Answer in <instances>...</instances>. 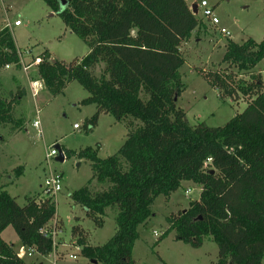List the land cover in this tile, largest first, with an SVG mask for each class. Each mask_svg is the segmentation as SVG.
<instances>
[{
    "label": "trees",
    "instance_id": "1",
    "mask_svg": "<svg viewBox=\"0 0 264 264\" xmlns=\"http://www.w3.org/2000/svg\"><path fill=\"white\" fill-rule=\"evenodd\" d=\"M42 1L89 48L85 57L70 64L42 55L38 78L46 90L56 96L68 83L77 82L87 91L82 104L96 106V114L85 124L87 132L100 115L141 123H129L126 142L111 157L100 158L99 145L78 154L91 163L93 180L108 188L94 192L86 186L71 195L73 204L98 228L105 223L107 209L118 212L115 234L101 247L90 246L81 218L75 217L71 237L81 255L95 264H137L133 248L138 228L152 217L154 201L160 196L168 201L187 181L201 186L200 199L185 213L166 217L161 240L174 232L176 239L198 249L209 239L219 250L216 264H262L264 71L256 68L264 61V39L229 40L223 71L197 69L221 97L250 99L243 113L221 127L191 125L177 106L185 89L181 48L194 32L207 33L209 27L186 0H64L63 11V0ZM0 64H20L8 29L0 30ZM100 65L104 71L97 77L94 71ZM234 69L250 74V81L232 82ZM24 95L18 90L9 101L0 99V123L14 122L12 110ZM26 201L20 206L0 189V264H29L2 239L7 228L14 229L21 247L40 256L53 252L52 237L42 231L53 221L58 232L63 228L54 197Z\"/></svg>",
    "mask_w": 264,
    "mask_h": 264
},
{
    "label": "rangeland",
    "instance_id": "2",
    "mask_svg": "<svg viewBox=\"0 0 264 264\" xmlns=\"http://www.w3.org/2000/svg\"><path fill=\"white\" fill-rule=\"evenodd\" d=\"M195 1L200 4L207 1L214 7L219 19V28H225L231 37L219 34L217 28L207 24L208 32L199 42L195 38L183 46L182 54L185 64L180 73L185 86L177 100V106L184 110L191 125L204 122L208 127L224 126L236 115L243 113L250 99L240 97L236 102L228 97H221L199 70H221L225 46L229 40L242 43L247 39L262 42L264 39V1L263 0H188L192 7ZM201 19V11L197 13ZM18 21L19 27L14 23ZM10 24V25H9ZM8 29L11 33L20 62L18 66L10 65L8 69L0 64V99L9 101L18 90H26L22 102L13 108L12 124L0 123V184L8 182L7 176L15 180L6 187L7 192L16 198L20 206L28 198L45 197L41 185L51 174H60L63 178L62 191L55 196L56 212L63 228L57 233L56 263L54 254L40 256L33 254L25 257L29 264H95L81 255L72 240V228L77 225L75 217L81 218L80 225L88 233V242L92 247L105 245L115 234L117 210H106L105 223L102 228L87 219L83 209L74 205L71 195L89 186L91 190L104 191L108 185H99L93 180L91 163L78 157L87 148L100 146L98 156L106 159L115 155L124 145L130 132L129 123L135 127L140 122L131 120L116 121L110 115H100L94 129L87 132L88 120L96 114L95 105L82 102L89 95L77 82H70L63 91L53 96L38 78V66H31L27 72L22 64L33 65L36 58L48 53L53 60L70 64L85 57L89 48L79 37L71 33L61 17L53 13L42 0H0V30ZM217 29V30H216ZM203 33V32H201ZM257 70L264 71V61ZM104 65L98 66L94 74L101 77ZM234 73V74H233ZM232 82H249L250 74L233 70ZM264 81V72L262 74ZM39 81L41 91L34 98L31 82ZM39 111V115L38 112ZM40 121L39 133L33 128L35 120ZM78 125L79 129H74ZM16 128V130H12ZM59 145L68 154L63 163L56 162V157L46 160L47 153ZM0 189H2L0 187ZM201 186L184 181L181 187L166 201L158 197L152 206V217L138 228L139 239L133 248V258L137 264H216L219 250L217 245L206 240L202 247L195 249L178 239L171 232L161 240L167 230L166 217L180 211H186L191 202L200 199ZM191 192L186 195V191ZM155 233L158 236H155ZM2 239L14 245L16 251L21 247L20 241L12 227L2 233ZM160 241V242H159ZM77 258L71 259L70 255ZM264 264V261L263 263Z\"/></svg>",
    "mask_w": 264,
    "mask_h": 264
},
{
    "label": "built area",
    "instance_id": "3",
    "mask_svg": "<svg viewBox=\"0 0 264 264\" xmlns=\"http://www.w3.org/2000/svg\"><path fill=\"white\" fill-rule=\"evenodd\" d=\"M201 11V15H202V20H204L206 23H208L212 28H217V31H220L219 34L226 36V37H231L230 33L225 29V28H219L220 25V21L219 19L215 16L214 13V7L210 6L208 4L207 1H202L199 6H198V12ZM10 25V24H9ZM15 27L20 26V23L18 21H16L14 23ZM42 63V60L40 58H36V61L34 62L33 65H24L22 64L23 70L25 72H27L29 70V68L31 66H35V65H39ZM21 64V62H20ZM8 69L10 68V65L6 66ZM31 89H32V96L34 98H36L39 95V92L41 91V84L39 81L36 82H31ZM39 115V111L37 112ZM33 128L36 129L39 133L41 132L40 130V121L39 119L35 120L32 124ZM74 129H79L78 125L74 126ZM58 156V152L57 150L52 147L51 150L47 153L46 155V160L48 162V160L57 157ZM49 164V162H48ZM62 183H63V178L62 175L60 174H51L49 177L45 178L43 185L41 186L43 193L46 196H52L55 198V196L60 193L62 191ZM191 191L187 190L186 191V195H188ZM42 232H44V234H46L47 236H51L53 239V254H54V262L56 263V257H58L57 255V244L55 242V238L57 236L58 230L56 228V221H53L51 223L50 226H48L47 228H45V230H43ZM155 236H158V234L155 233ZM77 250H81L80 247H76ZM33 254H35V251L32 249H26L24 247H20V249L18 250V255L20 258H25V257H32ZM71 259H76L77 256L76 255H70Z\"/></svg>",
    "mask_w": 264,
    "mask_h": 264
},
{
    "label": "crops",
    "instance_id": "4",
    "mask_svg": "<svg viewBox=\"0 0 264 264\" xmlns=\"http://www.w3.org/2000/svg\"><path fill=\"white\" fill-rule=\"evenodd\" d=\"M187 1V3H188V0H186ZM195 5H196V8L198 9V6H199V4H198V1H195ZM189 4V3H188ZM190 5V4H189ZM19 27V26H18ZM207 33L206 32H203V33H201V32H194V34L192 35V39H194L195 38V41H196V43L197 42H199L200 41V39H201V37L203 36V35H206ZM192 39L190 40V41H192ZM189 41V42H190ZM188 42V43H189ZM188 43H185L184 45H187ZM183 45V46H184ZM183 46H182V48H181V51H183ZM24 93H25V95H26V90H25V88H24ZM24 99V97L22 98V99H20V102H19V104L22 102V100ZM3 137L2 136H0V142H2L4 139H2ZM7 179H8V182H6V184H0V187L2 188V190H4V191H7L8 189H6V187L5 186H7V185H9V184H13L14 182H15V180L12 178V176H7ZM1 183V182H0ZM42 186V185H41ZM199 192H200V194H201V189L199 190ZM12 196V195H11ZM57 255H58V253H57ZM58 258H60V256L58 257Z\"/></svg>",
    "mask_w": 264,
    "mask_h": 264
},
{
    "label": "water",
    "instance_id": "5",
    "mask_svg": "<svg viewBox=\"0 0 264 264\" xmlns=\"http://www.w3.org/2000/svg\"><path fill=\"white\" fill-rule=\"evenodd\" d=\"M67 3L66 1H61L60 2V6H61V11H63L66 7ZM192 11L195 15H197L198 13V9L196 8V5H193L192 7ZM54 148L57 150L58 152V156L56 157L55 161L59 162V163H63L65 161V156H64V152L62 150V148L59 145H55ZM186 211H184L185 213ZM95 263V262H94Z\"/></svg>",
    "mask_w": 264,
    "mask_h": 264
}]
</instances>
